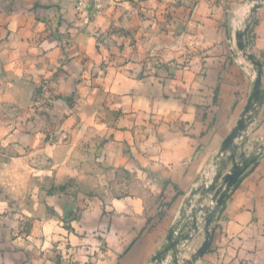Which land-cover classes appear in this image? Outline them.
Here are the masks:
<instances>
[{
  "label": "crops",
  "instance_id": "1",
  "mask_svg": "<svg viewBox=\"0 0 264 264\" xmlns=\"http://www.w3.org/2000/svg\"><path fill=\"white\" fill-rule=\"evenodd\" d=\"M92 7L0 0V264H158L179 225L191 239L173 264L206 240L207 190L233 152L257 158L193 264H264V97L223 150L253 93L249 54L264 92V0ZM169 9L158 34L150 15Z\"/></svg>",
  "mask_w": 264,
  "mask_h": 264
},
{
  "label": "water",
  "instance_id": "2",
  "mask_svg": "<svg viewBox=\"0 0 264 264\" xmlns=\"http://www.w3.org/2000/svg\"><path fill=\"white\" fill-rule=\"evenodd\" d=\"M258 4L253 8V11L256 10ZM247 30V28L243 31H240L237 33V45L241 50H246V43L244 42V33ZM249 58L257 65L259 68L257 78L255 80L253 93L251 95V98L244 110V113L242 115V118L237 124V127L234 129V131L227 137V139L224 142L223 150H228L233 147L234 139L238 136V134L245 129L246 127V119L249 117L250 113L256 108L257 104L262 100L264 97V92L262 89V79H261V64L258 62L252 54H249ZM256 156H251L243 159H238L236 154L233 152V154L230 156V160L233 162V168L228 172L227 174H224V170L227 167V164L224 165L222 170L217 174L215 177L213 183L208 188L207 192H213L214 197L213 199L217 202V206L214 209V213L223 206L226 196L228 192L231 190L232 186L237 182L239 177L242 175V173L249 167L250 164H252L256 160ZM214 214H211L209 218H207V237L204 241L203 245L198 249V251L192 256L191 259L187 260L183 264H193L197 259L202 257L204 253L208 250L211 244V232H210V224L213 221ZM193 228L195 230L198 229L197 226V220L194 221ZM179 225H174L171 229L169 235H168V242L167 244L156 254L153 261L161 264L163 261L167 258V254L171 252L172 250H176L177 246L184 240H188L191 238L190 234H185L182 230L180 234H176ZM173 264H180L178 257L175 255Z\"/></svg>",
  "mask_w": 264,
  "mask_h": 264
},
{
  "label": "rangeland",
  "instance_id": "3",
  "mask_svg": "<svg viewBox=\"0 0 264 264\" xmlns=\"http://www.w3.org/2000/svg\"><path fill=\"white\" fill-rule=\"evenodd\" d=\"M103 0H93V1H89V4L91 5V7L93 6V7H96V6H100V3L102 2ZM111 1H113V2H116V1H118V0H111ZM80 2V1H79ZM90 7V8H91ZM92 7V8H93ZM98 8V7H97ZM150 16H154L153 18H154V21L160 26V27H158V28H156L157 29V31H158V34H162V33H164V31H165V27H164V21L165 20H167V21H169L171 18H173V15H172V10L171 9H169V10H167V11H161V12H154V13H152V15H150ZM162 17H164V18H162ZM165 18H167V19H165ZM165 19V20H164ZM141 29V28H140ZM141 31V34H142V37H143V39H147V36H148V33H149V31L148 30H144V29H141L140 30ZM45 100V101H44ZM47 100V98L46 97H43V96H41V93L40 92H37L36 94H35V96H34V98L30 101V103H32V108L33 109H36L37 110V112H40V113H45L46 111V108L49 106V104H50V101H46ZM9 111L11 112V113H15L16 112V110L15 109H9ZM18 115H19V113H18ZM13 174V177L15 178V177H17V175L19 176V172H13L12 173ZM17 174V175H16ZM208 205V204H207ZM207 208V206L205 207V209ZM208 209H209V214L211 215V214H215L214 213V205H211V206H209L208 207ZM204 222V221H203ZM191 239V238H190ZM188 244H189V241H187L185 244H183L182 246H184V248L183 249H185L186 247H188ZM196 250H194L193 249V251H188V250H179V251H177L176 252V256L178 257V259H179V262H184L186 259H191L192 258V256L196 253L195 252ZM171 263H173V261H171Z\"/></svg>",
  "mask_w": 264,
  "mask_h": 264
},
{
  "label": "built area",
  "instance_id": "4",
  "mask_svg": "<svg viewBox=\"0 0 264 264\" xmlns=\"http://www.w3.org/2000/svg\"><path fill=\"white\" fill-rule=\"evenodd\" d=\"M80 1V4L83 6V7H87V8H90L91 5L89 4V1H93V0H79Z\"/></svg>",
  "mask_w": 264,
  "mask_h": 264
}]
</instances>
